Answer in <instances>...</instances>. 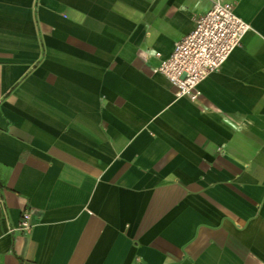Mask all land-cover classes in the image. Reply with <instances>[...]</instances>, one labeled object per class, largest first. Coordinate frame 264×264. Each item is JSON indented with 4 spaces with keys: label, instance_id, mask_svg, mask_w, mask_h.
<instances>
[{
    "label": "crops",
    "instance_id": "1",
    "mask_svg": "<svg viewBox=\"0 0 264 264\" xmlns=\"http://www.w3.org/2000/svg\"><path fill=\"white\" fill-rule=\"evenodd\" d=\"M222 1L189 100L153 69L208 0H0V264H264V0Z\"/></svg>",
    "mask_w": 264,
    "mask_h": 264
},
{
    "label": "built area",
    "instance_id": "2",
    "mask_svg": "<svg viewBox=\"0 0 264 264\" xmlns=\"http://www.w3.org/2000/svg\"><path fill=\"white\" fill-rule=\"evenodd\" d=\"M249 29L233 13L230 2L208 0L207 9L194 19L192 28L174 43L171 52L159 59L153 71L173 86L174 97L195 100L198 83L220 67ZM30 226L29 211L23 209L8 231L27 232Z\"/></svg>",
    "mask_w": 264,
    "mask_h": 264
}]
</instances>
